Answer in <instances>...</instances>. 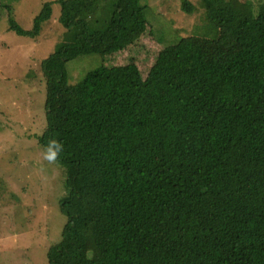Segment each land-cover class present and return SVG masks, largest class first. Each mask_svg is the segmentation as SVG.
Returning <instances> with one entry per match:
<instances>
[{"label": "trees", "instance_id": "16d2710c", "mask_svg": "<svg viewBox=\"0 0 264 264\" xmlns=\"http://www.w3.org/2000/svg\"><path fill=\"white\" fill-rule=\"evenodd\" d=\"M65 27L42 63L47 125L64 144L67 217L50 264H264V5L203 0L207 33L228 30L236 55L206 62L180 38L143 79L98 68L69 82L71 60L121 49L148 26L141 0H58ZM182 8L193 11L189 0ZM52 14L46 2L31 29Z\"/></svg>", "mask_w": 264, "mask_h": 264}, {"label": "rangeland", "instance_id": "374dc122", "mask_svg": "<svg viewBox=\"0 0 264 264\" xmlns=\"http://www.w3.org/2000/svg\"><path fill=\"white\" fill-rule=\"evenodd\" d=\"M149 5L148 26L128 46L86 55L67 63L77 84L98 68H134L143 79L160 53L180 38L199 47L206 62L232 59L238 42L226 29L208 32L203 0H141ZM225 8L257 13L264 0H218ZM46 2L51 17L38 36L18 35L11 19L31 29ZM58 0H0V264H50L48 250L59 242L67 217L61 211L66 176L42 160L39 137L47 125L46 78L41 63L65 31Z\"/></svg>", "mask_w": 264, "mask_h": 264}, {"label": "clouds", "instance_id": "9594fccd", "mask_svg": "<svg viewBox=\"0 0 264 264\" xmlns=\"http://www.w3.org/2000/svg\"><path fill=\"white\" fill-rule=\"evenodd\" d=\"M64 150V144L61 141L49 139L42 151V160L49 165H55L59 162Z\"/></svg>", "mask_w": 264, "mask_h": 264}]
</instances>
